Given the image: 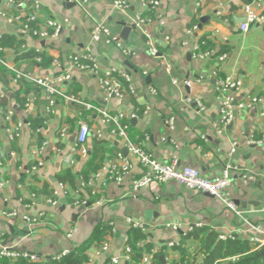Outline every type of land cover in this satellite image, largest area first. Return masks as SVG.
Returning a JSON list of instances; mask_svg holds the SVG:
<instances>
[{"label":"crops","instance_id":"1","mask_svg":"<svg viewBox=\"0 0 264 264\" xmlns=\"http://www.w3.org/2000/svg\"><path fill=\"white\" fill-rule=\"evenodd\" d=\"M158 1V10L143 6L140 0H129L128 7L120 10L114 7V0H37L35 5L33 0H24L26 6L20 10L9 0H0V10L8 15L21 16V20L36 16L32 24L35 29L48 19L62 24L57 38L44 41L20 32V26L0 17V39H14L13 46H5L0 52L9 65L0 66V251L31 254L37 260L27 262L44 264L65 250L71 252L87 243L84 264H111V257H118L120 264H136L145 253H152V264H204L206 252L190 238L192 231L206 229L245 239L252 234L248 222L264 226V22L251 25L247 34L239 31L242 7L251 0ZM136 15L152 21L164 18L165 25L151 22L139 29L133 24ZM97 24L118 37L120 46L106 43L103 36L94 41L90 33ZM145 32L157 45L156 58L148 54ZM195 42L201 52H209L208 57L194 55ZM122 48L129 53L124 54ZM83 55L94 57L105 71L128 74L134 92L103 102L98 78L71 64L72 56ZM224 55L220 62L218 57ZM161 60L169 71L160 65ZM14 70L29 77L17 80ZM65 73L71 78L64 90L80 104L64 105L57 100L49 111L42 90L33 80ZM226 77L239 80L241 86L231 93L233 120L226 127L216 128L220 117L217 87ZM173 79L190 80L192 85L176 86ZM249 96L263 101L251 109H236ZM185 97L191 102L185 104ZM196 99L202 102V109ZM84 104L104 106L111 113L123 111L127 118L122 123L128 124L130 142L161 162L176 159L178 168L191 166L202 176L213 178L229 160L238 167L232 174L229 193L240 216L212 196L175 182L152 183L133 191L132 178L139 177L144 169L111 134L110 126ZM147 106L149 111L144 115ZM9 111L11 123H22L14 139L5 121ZM131 114L136 117L129 118ZM170 118L174 119L172 130L166 125ZM81 122L91 130L83 156L73 152ZM62 127L66 129L64 137L59 135ZM97 140L104 145L96 144ZM250 140L261 143L249 145ZM44 142L49 146L38 165L32 151ZM233 142L237 146L228 158ZM93 151L100 155L94 171L90 163ZM118 153L132 164V173L120 185L110 180L106 171ZM68 155L73 158L71 164L66 161ZM67 171L76 175V180L73 187L63 184L64 189L57 176ZM242 175L252 179L244 181ZM78 200L86 204L75 205ZM98 200L102 203L96 205ZM12 212L16 215L9 216ZM24 215L35 221L23 220ZM128 217L146 228V232L140 231L146 235L145 241L137 245L149 242L152 249L143 251L139 258L134 253L127 261L122 249L125 239L129 244L132 229L124 223ZM173 224L178 230L169 227ZM104 241H108L109 250L97 255ZM169 242L178 245L170 247ZM2 259L14 261L0 256ZM217 263L224 264L222 260L213 264Z\"/></svg>","mask_w":264,"mask_h":264},{"label":"built area","instance_id":"2","mask_svg":"<svg viewBox=\"0 0 264 264\" xmlns=\"http://www.w3.org/2000/svg\"><path fill=\"white\" fill-rule=\"evenodd\" d=\"M141 4L145 7L154 8L156 10L159 9L160 3L158 0H140ZM263 0H251L245 3L242 7L243 19L238 25V29L242 34H247L251 25H257L259 23L264 22V5L262 4ZM12 4L15 5L18 9H23L26 5L24 0H9ZM129 0H114L113 5L115 8L124 10L128 7ZM37 4V0H33V5ZM199 5L200 3H196ZM0 17L5 20L6 23L11 25L20 26V32L28 33L33 37H37L40 40H50L57 38L62 30V24L54 19L45 20L44 23L38 26V29H35L32 24L36 21V16L30 15L25 20H21V16H13L8 15L4 11L0 10ZM154 23L159 27H164L165 20L164 18H158L152 21L149 18L142 17L141 15H136L133 21V24L137 28H143V26L149 25ZM195 31V29L193 30ZM193 31H189V34H192ZM91 38L96 41L99 39L100 36L105 37L106 43H115L120 46V42L118 37L112 35L107 27L104 25H95L91 30ZM145 36L147 37L148 41V54L156 58L158 57V50L157 45L154 42L153 38L149 33L145 32ZM165 40L168 39L167 36L164 37ZM123 53H129L127 49L122 48ZM192 50L194 55L199 58L203 59L209 56V52H201L200 46L198 43H194L192 46ZM2 49L0 48V52ZM225 59L224 56L218 57L220 62H223ZM71 64L72 66L77 69L78 71L90 73L95 75L98 78L99 89L101 94V99L103 102L108 103L114 98L122 99L127 97L128 95L134 92L133 85L130 82V77L128 74H118L115 69L103 70L101 66L96 61V59L89 55L83 56H72L71 57ZM55 65H58L56 60L53 61ZM160 65H162L166 71H169L168 66L164 63L163 60L160 61ZM0 66L8 67L6 60L0 57ZM16 79L28 78L29 76L25 74H21L19 71L14 70ZM146 71H143V75H146ZM71 76L69 73L65 74H58L53 76H43L34 79V83L37 87H39L43 94L44 99L47 104V110H51L57 100L63 102L64 105H71V104H80V102L72 95H69L64 90V86L70 80ZM124 82V83H123ZM173 85L176 86H184L190 87L192 82L190 80H183L179 81L173 79ZM241 83L239 80L232 79L231 77H226L218 82V102L220 105V117L218 123H215L214 126L218 128L220 125L226 127L231 123L234 117V109L235 106L233 104L234 99L231 95L232 92H235L239 89ZM151 93L154 94L155 90L150 89ZM185 104L191 102L190 97H185L183 100ZM263 100L258 97L249 96L245 99V101L236 105V109L239 111L251 109L257 104H261ZM195 103L199 109L203 108V104L200 100L196 99ZM84 107L87 110H90L101 117V121L110 126L111 134L118 137L124 144V148L126 151L134 156L141 167L144 169L142 174L137 178H132L131 188L133 191H139L152 183H167V182H175L180 186L185 188L197 191L199 193H204L212 196L215 198L220 204L234 212L236 215L240 216V210L238 209L237 205L230 197L229 188L232 183V174L238 171V167L233 165L231 162L225 163L222 166L221 172L213 178L204 177L201 175L200 171L197 168L191 166H182L178 168V163L176 159H172L169 163H164L156 158H154L151 154L147 153L141 146L134 145L130 142L128 136V124L122 123L124 118H127L125 113L121 110L116 111L115 113L109 112L107 108L104 106L98 107L93 106L90 104H84ZM149 111V107L147 106L144 109L143 113L146 115ZM11 116L12 112L9 111L5 117V121L8 123L7 132L11 139L17 137L22 129V123H11ZM136 117L135 114H131L129 118ZM262 117H264V112L262 113ZM166 125L169 130L173 129L174 119L170 118L166 121ZM66 134V129L62 127L59 131V135L64 137ZM91 135V130L85 123H79L78 133L76 135V146L77 150L73 152H77L82 156L86 154L84 149V145ZM96 137L100 138V134L96 133ZM261 143V141H248L247 144L249 145H257ZM48 143L44 142L40 146L35 147L32 151V155L35 156L38 165L41 164L40 159L41 155L44 153L45 149L48 147ZM237 144L235 142L232 143L231 151L228 153V158L234 152L235 147ZM67 163L71 164L73 158L68 155L66 157ZM1 165V161H0ZM107 173L109 175V179L115 182L116 184L120 185L123 183L125 178L132 173V164L125 157L123 154L118 153L116 155V160L107 168ZM241 179L244 181H248L252 179V177L247 175H242ZM3 183H0L2 186ZM61 188H64L63 184H60ZM75 195H78V192H75ZM102 201L98 200L96 205L101 204ZM52 204H55V201H52ZM86 202L84 200L76 201L75 205L84 206ZM16 215L15 212L9 213V216ZM23 220L27 222L35 221L34 218L24 215ZM125 225L132 229L140 230L142 232H146V228L143 224L138 223L131 218L124 219ZM111 229V233H114L115 229L112 226V223L109 224ZM249 231H251V235L248 237L249 242L251 243L253 249L257 250L264 248V226L260 224H251L247 223ZM173 230H178V225L173 224L169 226ZM109 231V232H110ZM74 230L70 231L67 234V237L71 236ZM235 235L232 234H220L218 235V239L221 241L233 238ZM128 239H125V246L122 249V257L125 260H130L131 258V248L128 245ZM127 243V244H126ZM178 245L177 242H169L168 246L174 247ZM109 243L108 241L102 242L100 247L97 249L96 253L104 254L109 250ZM70 252L65 250L58 255L54 256L53 259L59 260L62 257L66 256ZM152 253H145L142 258L136 264H152ZM0 256L5 257L8 259L16 260L18 258L26 259L29 262H34L37 260V257L27 253H14L2 249L0 251ZM238 257L233 256L227 259L222 260L223 262L227 261H234ZM111 264H120L121 260L118 257H111L110 258Z\"/></svg>","mask_w":264,"mask_h":264},{"label":"trees","instance_id":"3","mask_svg":"<svg viewBox=\"0 0 264 264\" xmlns=\"http://www.w3.org/2000/svg\"><path fill=\"white\" fill-rule=\"evenodd\" d=\"M14 39L10 37H2L0 39V48H4L5 46H13ZM32 55V54H31ZM96 144H103V142H99V140L95 141ZM104 145V144H103ZM99 156L96 151L91 152V170H96L99 165H95L96 159H99ZM90 165V164H89ZM76 180V175L72 174L70 171L65 172L57 176V181L60 184H69L70 186H74ZM129 247L131 248V255L136 253L137 258L141 256L143 251L149 252L152 249V246L149 242H145L144 245L138 246V242L145 241L146 235L140 232V230L131 229L129 231ZM190 238L196 241L200 248L205 250L204 256V264H213L218 260H224L233 256H237L238 258L234 261H227L224 264H264V248L252 250L253 247L249 242L248 238L240 239L237 237H233L224 241L218 239V235L214 233H210L206 229H198L189 233ZM89 244L82 245L73 251H71L66 256L62 257L59 260L49 259L44 264H84L87 260L85 255V250L88 248ZM178 249V248H176ZM179 251L184 252L185 250L179 249ZM156 261L160 263L159 257H156ZM0 264H37V263H29L26 259H17L14 260L13 263L7 261L6 259H2ZM221 264V263H217Z\"/></svg>","mask_w":264,"mask_h":264}]
</instances>
